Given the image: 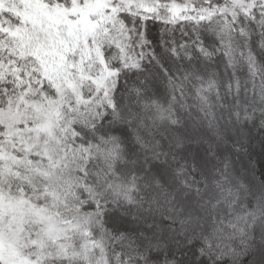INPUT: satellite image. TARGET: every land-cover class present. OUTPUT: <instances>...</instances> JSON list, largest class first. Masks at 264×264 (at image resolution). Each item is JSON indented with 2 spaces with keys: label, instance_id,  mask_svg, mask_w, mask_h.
I'll return each mask as SVG.
<instances>
[{
  "label": "snow or ice",
  "instance_id": "6c2138e0",
  "mask_svg": "<svg viewBox=\"0 0 264 264\" xmlns=\"http://www.w3.org/2000/svg\"><path fill=\"white\" fill-rule=\"evenodd\" d=\"M0 264H264V0H0Z\"/></svg>",
  "mask_w": 264,
  "mask_h": 264
}]
</instances>
